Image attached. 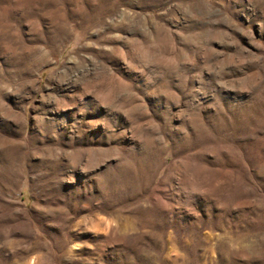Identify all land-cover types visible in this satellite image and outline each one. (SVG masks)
Instances as JSON below:
<instances>
[{"label":"rangeland","instance_id":"obj_1","mask_svg":"<svg viewBox=\"0 0 264 264\" xmlns=\"http://www.w3.org/2000/svg\"><path fill=\"white\" fill-rule=\"evenodd\" d=\"M0 264H264V0H0Z\"/></svg>","mask_w":264,"mask_h":264}]
</instances>
